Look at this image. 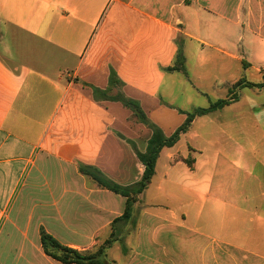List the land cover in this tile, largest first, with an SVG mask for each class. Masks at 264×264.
Listing matches in <instances>:
<instances>
[{
    "label": "crops",
    "instance_id": "obj_1",
    "mask_svg": "<svg viewBox=\"0 0 264 264\" xmlns=\"http://www.w3.org/2000/svg\"><path fill=\"white\" fill-rule=\"evenodd\" d=\"M257 43L264 49V0H0V264H65L44 251L42 230L83 254H95L114 232H129L133 245L113 239L101 256L106 264H264L263 183L222 191L215 182L209 193L203 180L175 175V166L199 169L196 125L240 94L162 149L134 231L119 220L126 198L80 171L92 168L123 187L144 173L136 150L143 153L139 144L151 130L130 109L93 93L109 87L112 70L123 83L112 93L138 101L162 132L154 110L176 116L169 137L192 112L177 106L179 93H203L206 72L198 67L206 55L225 76L215 84L229 93L237 82L225 83L230 66L253 67L245 51ZM180 46L187 76L165 71ZM190 155L192 167L181 160ZM253 165L235 161L232 170L254 179ZM256 165L264 168V160ZM177 191L189 195L174 204Z\"/></svg>",
    "mask_w": 264,
    "mask_h": 264
},
{
    "label": "rangeland",
    "instance_id": "obj_2",
    "mask_svg": "<svg viewBox=\"0 0 264 264\" xmlns=\"http://www.w3.org/2000/svg\"><path fill=\"white\" fill-rule=\"evenodd\" d=\"M204 28L207 30L208 25L205 24ZM238 38L239 35H237V39ZM246 42L247 41L244 40L242 43L246 44ZM239 44H241V41L237 42L238 47L241 49ZM258 44L259 43L254 44L255 46L253 50L249 49L247 52L245 51L254 66L245 70L238 62H236V64H232L229 69V75L226 76L227 80L225 83L232 84L235 81L238 82L241 78L246 82L254 84H260L263 81L264 75L262 73L264 69V58L262 56L264 55V49ZM190 51L191 50H189L188 53H191ZM211 59L212 55L207 54L205 57V60L207 61L205 67H198V71H200V73H203L202 71L206 72V77H203L204 80L200 83V86L203 89L201 92L203 93L193 89H190L191 92L189 94L186 93L184 95L179 93V96L175 101L177 106L179 105L185 107L188 111H193L197 108H207L212 102L227 97V89L216 85L214 82V78L216 76H219V78H225V76L219 75L217 73L219 71L218 69L215 70L211 68ZM259 63H263V67H261ZM189 65L191 66V70L194 71L193 69L194 66L196 67V61L194 58L192 59L191 56ZM95 88L96 87H93V93ZM240 90L241 89L238 90V93L241 98L237 103L229 106L225 109V111L217 112L213 115L205 117V119H203L205 121L199 122L196 125V129L201 127L199 133L203 134L202 139H198L193 142L200 146L203 150V155L200 157L201 164L199 169L195 172H191L185 167L175 166L176 172H178V174L175 175L180 178L181 181L186 183L190 181L198 183L200 180H203L206 185L210 184L208 190L209 193H212V190L215 188L217 190L219 185H221L220 189L222 191L225 188H257L258 182L260 184L263 183L260 185L261 188L264 187V168L261 167V165L255 166L256 163L264 160V125L262 127V125L259 124L260 122L264 124V88L259 89L257 87H246L241 91ZM115 94L116 93L113 92L111 95ZM100 100L112 102V100L107 99ZM249 101L252 102L254 109H252ZM114 102L122 104L119 101ZM257 108L258 110H255ZM153 117L160 124H162L166 134L171 133V131L177 127L178 120L176 116L172 115L167 108H156L154 110ZM147 143L148 142L145 140H142L139 144L143 153L147 149ZM186 143L187 139H183V141L179 142V149L182 153L187 150ZM180 159L181 158L178 157L176 160L179 161ZM181 160L193 162V157L190 155L187 159ZM215 160H217V162L214 163ZM235 161L237 163H239V161H250L253 163L254 165L252 170H254L256 177L254 178L255 180L250 178L245 179L244 176L238 175L240 173L234 175L233 172L235 171L232 170V164ZM162 172H164V169H160V174ZM195 175L199 176V178H194ZM215 182H219V185L213 187ZM199 187L201 186L199 185ZM198 189L202 190L201 188ZM154 191L155 187L153 186L152 191L147 192V198L148 196H151V194H154ZM188 195L189 194L187 193L177 191V193L173 194L170 200L173 201L174 204H179L183 202L182 197H187ZM195 200L197 204L200 202L199 197H196ZM142 205L143 201L141 196H139L137 201L134 202L132 206V216L129 219H124L125 224L130 226L129 230H135V223L137 222V216L143 207ZM125 230L127 231V228ZM118 233L115 234L114 232V241L123 240V243L121 244L124 245V247H131L133 245V238L127 236L129 232L125 233V235ZM111 245L112 243L108 247ZM99 259L103 264H106L104 259L101 257H99Z\"/></svg>",
    "mask_w": 264,
    "mask_h": 264
},
{
    "label": "trees",
    "instance_id": "obj_3",
    "mask_svg": "<svg viewBox=\"0 0 264 264\" xmlns=\"http://www.w3.org/2000/svg\"><path fill=\"white\" fill-rule=\"evenodd\" d=\"M165 71L180 72L187 76L185 57L183 55L181 46L179 47L174 64L167 67ZM122 85L123 83L112 70L109 78V87L104 91L95 88L94 96L96 99H107L121 102L124 107L130 109L134 113L140 123L152 131V135L147 143V149L144 153L138 152L134 146L140 161L145 167L142 179L134 186L123 187L106 180L100 173L93 170L92 168H80L82 173L91 176L100 186L126 198V208L123 216L119 220L129 219L132 216V206L134 202L137 201L139 196L145 192L153 176L155 175L156 163L163 148L175 146L180 140L181 136L190 130L193 121L197 117L208 115L237 102L239 99V89L245 87H257L259 89L264 88V77L260 84H254L240 79L229 89L227 98L212 102L207 108H197L192 112L184 113L186 115L185 121L169 137L165 136L162 130L148 119L146 113L138 101L127 98L122 93V91H120ZM115 88H119L120 90L115 95H111L113 89ZM184 162L187 163L189 167H192V162H187V160H184ZM112 241L113 238L107 240L102 246L98 248L95 254H83L75 249L61 245L44 230L41 231V243L44 251L49 256L65 264H103L99 257L104 254L106 248L112 243ZM55 252H59L60 255H57Z\"/></svg>",
    "mask_w": 264,
    "mask_h": 264
}]
</instances>
